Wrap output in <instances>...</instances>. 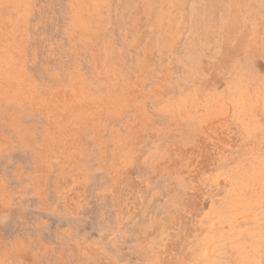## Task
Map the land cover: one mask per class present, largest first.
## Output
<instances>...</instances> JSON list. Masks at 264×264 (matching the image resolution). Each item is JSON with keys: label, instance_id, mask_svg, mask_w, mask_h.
<instances>
[{"label": "rangeland", "instance_id": "1", "mask_svg": "<svg viewBox=\"0 0 264 264\" xmlns=\"http://www.w3.org/2000/svg\"><path fill=\"white\" fill-rule=\"evenodd\" d=\"M82 1L0 0V264H264V0Z\"/></svg>", "mask_w": 264, "mask_h": 264}, {"label": "bare ground", "instance_id": "2", "mask_svg": "<svg viewBox=\"0 0 264 264\" xmlns=\"http://www.w3.org/2000/svg\"><path fill=\"white\" fill-rule=\"evenodd\" d=\"M7 1H9V0H7ZM74 1H76V0H74ZM87 1V0H86ZM81 2H83L82 0H81ZM93 2V1H92ZM84 3V2H83ZM94 3V2H93ZM97 3V2H96ZM95 3V4H96ZM78 4V3H77ZM81 4V3H80ZM86 5V4H85ZM97 5V4H96ZM82 6H84V5H81V6H79V7H82ZM87 6V5H86ZM91 6V5H90ZM146 6V5H145ZM88 7V6H87ZM93 7V6H92ZM92 7H90L91 9H92ZM94 7H95V5H94ZM93 7V8H94ZM99 7L97 6V9H98ZM81 9V8H80ZM171 9V8H170ZM170 9H168V10H170ZM94 10V9H93ZM162 10V9H161ZM88 11V10H87ZM96 12V11H95ZM160 12V11H159ZM94 14V13H93ZM79 15H80V13H79ZM83 15H84V13H83ZM168 15V14H167ZM79 17V16H78ZM82 18V17H81ZM86 18L87 17H85V21H86ZM234 18V17H233ZM79 19V18H78ZM164 19V18H163ZM13 20V19H12ZM230 20V19H229ZM82 21H83V18H82ZM158 21V20H157ZM84 22V21H83ZM229 22V21H228ZM158 23V22H157ZM85 25H86V23H85ZM231 25V24H230ZM86 28V26L84 27V29ZM87 29V28H86ZM144 37V36H143ZM139 40V39H138ZM142 40V39H141ZM46 97V96H45ZM50 100V99H49ZM38 103V102H37ZM53 103H55V102H53ZM50 104V103H49ZM59 104H60V102H59ZM52 105V104H51ZM50 105V106H51ZM55 106H56V104H55ZM60 106H62V105H60ZM61 109V107L59 108V110ZM45 113V112H44ZM63 116V115H62ZM67 117V116H66ZM51 121V120H50ZM55 124V123H54ZM56 125H59V124H56Z\"/></svg>", "mask_w": 264, "mask_h": 264}]
</instances>
